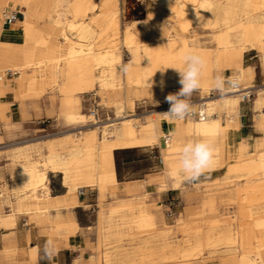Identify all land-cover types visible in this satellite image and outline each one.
Segmentation results:
<instances>
[{"label": "bare ground", "instance_id": "6f19581e", "mask_svg": "<svg viewBox=\"0 0 264 264\" xmlns=\"http://www.w3.org/2000/svg\"><path fill=\"white\" fill-rule=\"evenodd\" d=\"M146 1L151 28L160 22L153 9L166 12L167 24L171 29L168 39L153 36L150 43L132 46L124 38L119 42L120 46L112 47L107 45L109 33L114 36L118 34L117 16L120 10L117 0H75L87 3L88 8L77 19L73 10L66 7L71 15V20L67 21L60 17L59 8L63 6L59 0H0V11L5 6L16 4L25 20L23 37L30 47L29 55L21 62H16L20 56L10 48V31L0 29V73L4 70L16 72L14 82L20 88L26 81L22 98H35L56 90L61 96L62 107L66 109L72 107L76 94L91 92L99 98L98 106L103 109L113 106L116 113L115 118L106 117L102 121L98 113L94 117L90 112L82 114L78 107L73 106L69 111L62 112L64 121L69 125H83L72 134L66 132L56 140L18 147L12 155L10 149L0 150V160L4 159L8 166L9 177L10 163L14 167L10 187L6 183H1L0 187L1 204L9 209L0 216V225L7 229L14 226L13 216H10V207L13 209V206L23 215H33L37 222L50 223L60 210L78 205V194L82 188L96 187L103 193L107 186L116 183L111 148L116 143L122 146H151L158 141L157 127H162L164 122L167 123L170 138L168 144H163L166 153L163 156L162 177L166 179L167 173L171 177H178L173 176L176 155L178 149L189 141L188 137L193 135L197 139L209 140L219 133V120H231L241 102L242 93L251 92L254 109L258 112L255 116L257 130L262 136L259 144L262 151L239 155L228 163L227 173L220 180L224 186L237 181L251 183L248 189L241 191L238 201L231 196L222 200L225 204L237 205V226L234 228L232 222L204 218L213 209L210 207L211 201L200 199L199 205L190 209L184 217V222L175 227L174 231L180 232L181 238L169 241L168 230L155 233L148 208L129 202L124 207L104 213L103 231L127 232L122 235L127 237L148 234L153 238L131 240L114 252L104 253L103 260L105 264L185 263L203 251L212 257L217 249L222 248V251L229 252L226 255L229 260L227 264H263L264 217L255 219L253 216L264 214V86L244 88L240 83V70L235 66L244 51L260 50L264 58V0ZM97 9L100 11L97 12ZM39 13L47 19L57 16L55 24L64 29L60 36L65 45L64 53L60 54V49L50 47V32H40L28 22L29 18H37ZM177 27L181 31L198 27L216 30V48L200 53L206 66L201 78L199 99L189 102L196 108L195 112L202 113L204 119L190 116L183 121H170L162 115L170 106L137 117L132 114L133 98L144 97L148 101L163 102L166 93H173L182 87L178 82L179 74L172 68L182 64L180 51L193 50L185 48L184 38L175 30ZM124 33L126 35L127 28ZM70 35H75L78 42L71 41ZM120 48H125L131 55L139 51L142 54L132 60L129 73L134 81L129 84L123 81L119 71L121 64L116 51ZM228 62L234 67L225 68ZM221 68L225 77L239 80V87L225 96L212 87V71ZM226 69L230 70L227 76L224 73ZM161 80L165 82L163 89L160 87ZM6 83L0 78V87ZM210 91L214 92L212 97L208 95ZM122 93L129 94L130 99L123 100ZM124 107L130 114L117 117L119 109ZM174 122L183 127L179 141L175 140V134L170 130ZM89 126L92 128H85ZM84 129L88 131L83 132ZM164 134L161 139H164ZM108 139L112 142L108 143ZM32 154H36L38 159L30 161ZM2 179L0 171V181ZM40 192L42 195H39ZM131 231L136 234H131ZM120 241L117 238L112 242Z\"/></svg>", "mask_w": 264, "mask_h": 264}, {"label": "crops", "instance_id": "0c3cea01", "mask_svg": "<svg viewBox=\"0 0 264 264\" xmlns=\"http://www.w3.org/2000/svg\"><path fill=\"white\" fill-rule=\"evenodd\" d=\"M60 5L63 6L64 3H67L66 7H69L73 10V15L75 18L79 19L81 18L85 11L88 8L87 3H78L75 2V0H59ZM93 4V3H92ZM9 8H12V6H8ZM6 8H4L5 10ZM120 10V8H119ZM17 11L20 12L18 9ZM41 11V9H39ZM146 12V20L147 23L142 24L141 26H136L134 29L127 28V33L124 35L126 28L121 32L120 38H118V41L121 42L124 38L132 45H143L150 43L153 41V36L157 38H161L164 40L168 39L169 33L171 31L167 30V34L162 36V31H161V24L168 22V19L166 17V12L165 11H158L154 10L153 12L157 17L160 18V22L156 24L155 27L151 28L150 25L148 24V18H147V8H145ZM21 13V12H20ZM45 21V24L43 27H40L39 21ZM58 20L57 16L54 18L51 17V19H47L46 16H43L42 13H39L37 18L32 17L28 19V22L32 24V26L39 30L40 32H50L51 33V42L52 44L50 47H54L56 49H60V54L64 53V48L65 45L63 44V40L60 37L62 32H63V27L58 26L55 24V22ZM169 26V25H168ZM24 27H25V20L24 18L22 19L21 25L18 26H12V27H4L0 24V29L3 32H9L10 31V48L13 49L18 56H20L19 59L16 60V62H21L23 61L22 58H27L29 55L28 49L30 45L26 44L24 41ZM202 28V27H201ZM166 30V29H165ZM178 33L181 34V36L185 40V48H190L193 50V52L196 53H201V52H209L213 49L216 48V45L212 48H202L199 47L197 48L196 46H189L186 44V36H185V31H181L178 27L175 29ZM118 36V34H117ZM111 37H116L113 34L110 35L109 39ZM115 41V40H110L108 41V45L110 42ZM215 43V42H214ZM111 46V45H110ZM117 47V46H116ZM250 52H255L258 54L256 50H249V51H244L241 53V55L238 57L237 64L235 67H237L240 70V75L242 76L240 79V83L243 85L244 88L247 87H260L257 86L256 84L262 79L260 82L261 85L264 83V58H262L261 55L258 54L259 56V65H260V73L262 76L259 75L257 72L255 75V70L253 66L251 65H244V55ZM126 53L128 51L126 50ZM185 53L184 50L180 51L179 54L183 55ZM58 54V53H57ZM117 57L119 58L120 64L122 63H133L134 58H139L141 57V51L131 55L129 54L127 60H124L122 58L121 50L116 51ZM225 68H233L234 65L230 64L229 62L225 64ZM227 70V71H226ZM225 70V75L230 74V70L226 69ZM7 71V70H4ZM4 71L0 73V78L1 80L6 81L7 83L5 86L0 87V150H9L10 149V155L13 153L15 154V149L18 147H25L28 145H33L36 143L40 142H46V141H51V140H56L59 138L63 137L62 134H58L55 136L47 137V138H39L36 140L20 143V144H14L11 145L8 148L3 147V138H2V133L5 134V136L9 137L12 132L16 129L21 128L22 122L26 121L30 116L35 117L36 115L44 117L45 113L46 114H54L56 116V119L64 126L69 127L68 130H65L66 132H70L71 134L73 131L83 125H78V126H73L69 125L66 121H64L62 117V112L63 110L69 111L73 106L78 107L80 113L82 114H89L90 111H87L86 113L84 112V106H83V101L81 99V95L86 93V94H93L91 92H82L80 94L75 95L74 99V104L72 107H66L64 109L62 106V99L61 96L56 92V90H50L46 94V99L49 100L48 105L44 106L43 108L38 104V97L35 98H28L24 99L22 96L25 94V87H26V81L24 80L22 83V87H18L17 83L14 82L15 76H17L16 72L11 71V76H14L12 79H8L4 76ZM217 74H223V68L221 69H215L212 71V76L215 77ZM224 76V74H223ZM121 78L126 84L132 83L134 81V77L128 72L127 74H124L121 72ZM262 87V86H261ZM179 90L171 93L174 94L178 92ZM11 94L12 99L15 103L14 106H10L6 100H5V94ZM170 93H166V96ZM199 90H197V96L199 97ZM94 95V94H93ZM42 96V95H41ZM78 96V97H77ZM40 97V96H39ZM57 100V104L54 107V100ZM143 101L145 103L148 101V99L141 97V98H133L134 105L132 107V114H135V109L136 106L139 104V102ZM150 103L156 102V105H153V107L157 109V106H159L161 103L166 104V100L161 102L160 100L158 101H149ZM192 102V101H190ZM240 104V102H239ZM193 108V107H192ZM253 109V111H252ZM104 110H111L113 113V118L116 117L115 113V108L113 106L109 107L108 109ZM154 110V109H153ZM151 111V110H150ZM255 111V112H254ZM252 113H256V116L258 115V112L254 109V98L252 100V104L250 107H244L241 106L239 109V105L236 111V114L232 115V119L228 120L227 118H222L223 120H226V123L223 124L221 122L222 119H220V131L219 133L213 135L210 137L209 141L215 146L216 148V160L209 172H207L204 176H202L198 181L196 182H184L180 179V177H171L167 173V178L164 179L162 177L163 171H164V162H163V156L166 153L164 145L168 144V141L165 142L164 139H161V136L166 132L167 125L165 123H162V127H157V133H158V141L156 143H153L151 146L156 145L159 147L162 155V162H161V172L155 176V177H142L139 179L135 180H123V181H118L116 178V167L114 165V156L113 153L118 150H127V149H135L139 148L142 146H122L116 143L111 148V160H112V169H113V177L115 180V184L112 186H107L106 189L103 191V193H100L96 187H84L81 189V193L78 194V205L68 209V210H60L58 212V215L55 219H53L50 223H44L46 225L43 226H33L38 233L40 234H47L49 231H53L55 234L54 236H65L66 238L69 239L70 242L73 241V238L77 232V226L75 224L74 220V214L77 210L79 209H86L88 207V204L84 203L83 201V193L85 191H95L96 192V205L98 208L97 214H96V226H97V232L99 235L100 242L107 244H112V243H122L124 242L123 238L126 237L128 238L126 242L123 245H119L118 249L126 246L129 244V241L135 240V241H141V240H146L150 239L153 237H150L148 234H140V235H135V231H131V234H134V237H127V236H122L128 234L127 232H112V233H105L103 231L102 223H103V215L104 213H108L111 209H116L120 207H124L127 203H133L140 205L142 207H146L149 209V212L152 216V221L155 226L156 234L160 231L163 230H168L169 233L167 235V240L169 241H174L170 237L171 232L175 230V227H179L183 222H184V217L190 212V208H188L184 213L176 217L175 220V226H166V224L163 222L162 216L160 213H156L149 204L146 203V199L150 195H155L156 193H162V192H172V191H181L185 189L187 186L190 187L192 190H199L201 188L205 189V192L208 193L206 196H204L203 199L204 201H211V208L213 209L210 212L211 214H214L218 210V205L225 204L222 202L223 199H225L227 196L234 197L235 201H238L240 198V193L244 189H248V187L251 186V183H244L242 181H237L232 183L230 187L224 186L220 184L221 177L224 176L227 173L226 166L228 163L232 162L235 158H237L241 154H251V153H259L262 151V148L259 146L260 141L262 139V136L260 135V132L257 130V117L254 116L252 120ZM127 115L125 107L123 109H119V114L117 117H125ZM191 116V115H190ZM192 118H194L192 116ZM195 119V118H194ZM256 123V124H255ZM182 125L180 123H171L170 125V130L175 134V140L179 141L181 139L180 132L182 130ZM168 130V128H167ZM72 131V132H71ZM87 129H84L83 132H87ZM65 132V133H66ZM189 140H194L197 139L195 136H189ZM108 143L112 142L111 139L107 140ZM164 144V145H163ZM47 152L45 151L44 154ZM33 155V156H32ZM29 158L30 161L38 159L36 154H32ZM34 157V158H33ZM13 168L10 163V182L11 181V173L13 171ZM152 175V174H150ZM121 189V190H120ZM120 190L121 193H124L126 197H117L116 193L117 191ZM187 200L190 198V195H188ZM229 205H235L236 209L234 211V220H232V223L235 222V215L237 212V205L236 204H229ZM21 213L17 212L16 208L13 206V209L10 207V216H13L14 219V227L17 225V219L19 217H22ZM29 219H32L33 216H29ZM155 220V222H154ZM158 221V222H157ZM49 224V225H48ZM233 226V225H232ZM12 229V228H10ZM57 229V231H56ZM153 233V234H155ZM49 235V236H53ZM117 238H120V242H112L117 240ZM178 237H175V239ZM26 240L29 241V237L26 236ZM108 241V242H107ZM110 241V242H109ZM10 243L14 246L17 247L16 243L17 240L14 237L10 236ZM107 243V244H106ZM18 249V247H17ZM19 252V249H18ZM22 252H20L21 254ZM104 253L108 252H103L101 255V262L104 263L103 260V255ZM22 255V254H21ZM30 256H32L30 260ZM24 262L27 264H32L37 260V246H30L28 251H26L24 255ZM56 262L57 264H64L65 262V257L61 256V254H58L56 256ZM97 257L90 255V261L87 264H97ZM262 262L264 264V256L262 258ZM229 263V260H227L226 264ZM73 264V261L71 262ZM105 264V263H104Z\"/></svg>", "mask_w": 264, "mask_h": 264}, {"label": "rangeland", "instance_id": "374dc122", "mask_svg": "<svg viewBox=\"0 0 264 264\" xmlns=\"http://www.w3.org/2000/svg\"><path fill=\"white\" fill-rule=\"evenodd\" d=\"M117 4L120 8V12L117 16V33L118 36L111 37L108 39L115 40L110 42L109 45L112 47L120 46L118 38H120L121 32L125 28H131L134 29L136 26H141L144 24V21L146 20V0H117ZM11 9L18 10L19 6L16 4L11 5ZM67 3L63 4V7L59 8V14L60 17L63 19V21L71 20V15L68 14L66 11ZM4 8H9L8 6H5ZM4 8L1 9L0 15ZM100 10L97 9V12ZM19 13V18L16 23V26L21 25L22 22V15ZM65 16V18H64ZM90 16V15H89ZM87 19V18H86ZM1 24V20H0ZM39 26L43 27L45 24V21H39ZM161 31L162 36L167 34V30L169 29V26L166 25V23L161 24ZM166 29V30H165ZM216 30H213L211 28H191L189 30L185 31L186 36V44L189 46H196L197 48H212L214 46V38ZM111 35V33H109ZM165 37V36H164ZM70 40L74 42H78V38L75 35H70ZM121 50V56L124 60H127L129 57L126 53L125 48H120ZM259 55H262L263 52L260 50H256ZM255 52H250L244 55V65H251L253 66L255 70V75L258 72L260 76V65H259V56ZM1 69H4V67ZM14 76H7L6 78L12 79ZM262 79L256 84L257 86H264L261 85ZM264 83V82H263ZM213 91L208 92V95L210 97L213 96ZM175 94V93H174ZM93 94H82L81 99L83 101L84 106V112L86 113L90 109V103L87 101V99ZM93 97V96H92ZM95 100L98 104L99 98L94 96ZM121 98L123 100L128 101L130 99L129 94L122 93ZM199 99L197 96V91L193 92L191 95L189 102L194 101L196 102ZM5 100L10 106H14L15 103L12 99L11 94H5ZM38 104L43 108L44 106L48 105L49 100L46 99V94L40 96L37 98ZM253 100V94L250 97L249 101L239 104V109L241 106L244 107H250ZM54 107L57 104V100H54ZM156 102L150 103L149 101H146L143 103V101L139 102V104L136 106L135 114L137 117L143 116L146 114V112H149L150 110L156 109L153 105H156ZM165 106H170V104L167 102L166 104H160L157 106V108H162ZM45 108V107H44ZM193 111H196V108H193ZM253 111V109H252ZM98 114L100 115V119L102 121H105L106 117L113 118V113L111 110H104L102 107H98ZM130 112H127V115H129ZM40 115V114H39ZM33 116L29 117L26 121L22 122L21 128L16 129L12 132V134L7 137L3 132L2 138L3 143L2 145L5 148L10 147L14 144H20L32 140H36L39 138H47L51 136H55L58 134L65 133V130H68L69 127L62 125L57 119L54 114H44L45 116ZM256 113H252V120ZM47 119L48 123H45L43 125L39 124L40 120ZM223 124L226 123V120H221ZM41 127H44L45 131L41 130ZM85 128H92V126L85 127ZM62 132V133H58ZM72 132V131H71ZM160 156L162 159L161 151L158 146H143L135 149H127V150H118L113 153L114 156V165L116 167V178L118 181L123 180H135L142 177L150 178L155 177L161 172V164L157 162V156ZM4 159L0 160V171L2 172L3 179L0 181V187L2 184H7V187H10V177L7 171L8 166L5 165ZM3 166V167H2ZM152 174V175H150ZM232 185V183L227 184L228 188ZM51 186V184H50ZM121 190V189H120ZM120 190L117 191L116 196L126 197L124 193H121ZM208 193L205 192L204 188H201L199 190H192L190 187H186L185 189L181 191H172V192H162V193H156L155 195H150L146 199V203L151 206V208L156 212L160 213L162 216L163 222L166 224V226H175V220L176 217L184 213L188 208L195 209L199 205V201L201 198L206 196ZM39 195H42V192L39 193ZM190 195V198L187 200V196ZM83 201L84 203L88 204V207L84 210L79 209L74 214V220L75 224L77 226V232L73 238V241L70 242L68 238L65 236H54L55 234L54 230L49 231L47 234H40L37 232V230L33 226H43L46 225L41 222H37L35 220V217L33 215L32 219H29V215H21L22 217H19L17 219V225L14 227H10L12 229H7L0 225V264H27L24 262V255L26 251H28L30 246H37V260L33 262L32 264H57L56 262V256L58 254H61V256L65 257L64 264H71L73 261V264H87L90 261V255H93L97 257V264H104L101 262V255L103 252H114L118 249L119 245H123L128 238L124 237L122 243H112L107 244L100 242L99 235L97 232V226H96V214L98 211L97 205H96V192L95 191H85L83 193ZM1 204V199H0ZM191 206V207H190ZM236 209L235 205H228V204H221L218 205V210L216 213L211 215H205L204 218L207 220L209 219H216V220H223L227 222H232L234 220L233 213ZM9 209L5 208L2 204L0 205V216L6 214ZM261 215V216H260ZM255 219H260L264 217V214H257L253 216ZM237 215H235V222H233V227L235 228L237 226ZM49 225V224H48ZM220 229V228H219ZM57 231V229H56ZM53 235V236H49ZM10 236L16 238L17 240V247L12 245L10 243ZM26 236L29 237V241L26 240ZM170 237L174 241L176 240L175 237L181 238V233L177 231H173L170 234ZM47 239H52L57 248L59 249L58 253L53 257L52 261L49 262L45 259H42V248ZM219 248V247H218ZM40 249L41 251H38ZM20 252H22L20 254ZM226 252V253H225ZM218 253V254H216ZM221 253V254H220ZM224 253V255H223ZM229 252L225 251L222 248L217 249V251L214 253V256L210 257L207 255L205 251H203L198 256L192 258L189 262L185 263H168V264H226L227 262V256ZM209 256V257H208ZM32 256H30L31 260ZM195 259V260H194ZM63 264V263H62ZM253 264V263H252Z\"/></svg>", "mask_w": 264, "mask_h": 264}, {"label": "clouds", "instance_id": "9594fccd", "mask_svg": "<svg viewBox=\"0 0 264 264\" xmlns=\"http://www.w3.org/2000/svg\"><path fill=\"white\" fill-rule=\"evenodd\" d=\"M144 23H147V21H144ZM131 66V63H122L119 71L127 74L131 70ZM205 66L206 61L202 55L188 51L182 55L181 66L172 68L179 74L178 82L182 87L175 94L170 93L165 97L166 102L170 104L169 110L162 114L166 119L183 121L190 117L193 108L189 103V99L193 92L201 88V78ZM164 86L165 82L161 80V89ZM212 87L222 96H225L231 90L239 87V80L217 74L213 78ZM215 160L216 148L209 140H189L177 151L173 176L180 177L184 182H196L211 170ZM38 251L41 250L38 249ZM58 251L55 242L52 239H47L42 248L41 258L51 262Z\"/></svg>", "mask_w": 264, "mask_h": 264}, {"label": "built area", "instance_id": "2783aa9c", "mask_svg": "<svg viewBox=\"0 0 264 264\" xmlns=\"http://www.w3.org/2000/svg\"><path fill=\"white\" fill-rule=\"evenodd\" d=\"M18 18H19V13L18 11H16L15 9H11V8H6L5 10L2 11L1 15H0V20H1V25L4 26V27H12V26H15L17 21H18ZM4 76L7 77V76H11V71L7 70V71H4ZM93 96V97H92ZM252 96V93L251 92H247V93H242L241 95V102L242 103H245L247 101H249L250 97ZM87 101H89L90 103V114L94 117V116H97V113H98V104L95 100V97L94 95H91ZM191 116L193 117H196L198 120H203L204 119V116L202 115L201 112H192ZM45 123H48L47 119H42L40 120L39 124L43 125ZM165 123V122H164ZM165 125H167V123H165ZM41 130L42 131H45L44 127H41ZM169 133H168V130L166 128V132L164 134V140L165 142L166 141H169ZM157 162L159 164H161V157L158 155L157 156Z\"/></svg>", "mask_w": 264, "mask_h": 264}]
</instances>
